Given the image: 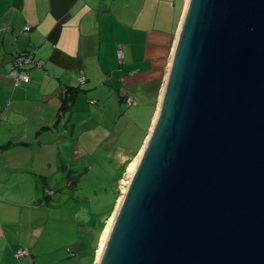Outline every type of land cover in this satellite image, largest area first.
<instances>
[{
    "label": "crops",
    "instance_id": "0c3cea01",
    "mask_svg": "<svg viewBox=\"0 0 264 264\" xmlns=\"http://www.w3.org/2000/svg\"><path fill=\"white\" fill-rule=\"evenodd\" d=\"M187 5L188 0H0V130L1 123L7 125L0 133V264H97L103 227L119 198L94 211L86 191L75 192L87 181L108 179L106 201L110 189L118 190L125 167L140 157ZM25 51L44 65L26 68L29 82L15 85L8 76L12 56ZM103 83L117 95L105 91L97 103ZM127 96L134 106L126 105ZM8 116L24 118L22 132V123ZM103 165L109 170L89 174ZM54 182L60 184L55 191ZM58 190L75 193L69 206L50 205ZM44 202L55 210L48 212ZM21 248L29 255L16 259Z\"/></svg>",
    "mask_w": 264,
    "mask_h": 264
},
{
    "label": "water",
    "instance_id": "95a60500",
    "mask_svg": "<svg viewBox=\"0 0 264 264\" xmlns=\"http://www.w3.org/2000/svg\"><path fill=\"white\" fill-rule=\"evenodd\" d=\"M123 197L97 264H264V0H188Z\"/></svg>",
    "mask_w": 264,
    "mask_h": 264
},
{
    "label": "rangeland",
    "instance_id": "374dc122",
    "mask_svg": "<svg viewBox=\"0 0 264 264\" xmlns=\"http://www.w3.org/2000/svg\"><path fill=\"white\" fill-rule=\"evenodd\" d=\"M107 80V79H106ZM113 91L116 94V90H114V88L112 86H110L109 84L107 83H103V88L100 90V92L97 93L96 97H95V102H99L100 99H103V92L105 91ZM91 106V105H89ZM96 105H93L92 107H95ZM94 116L98 117V118H101V115L100 114H97L96 112H94ZM8 121L9 122H21V126H20V129H21V132H22V129L24 127V118H21V117H10L8 116ZM7 130V125H6V122L4 121L3 123H1V130H0V133L1 132H5ZM22 134V133H21ZM26 140V138H24ZM24 156L25 154L24 153H18L17 154V158L20 162L24 161ZM135 160H138L139 161V158H136ZM134 160V161H135ZM133 161V162H134ZM133 162H131L130 164H132ZM130 164H128L122 175H121V179L118 180L119 181V188L117 191H115V196L117 195L118 198H120V196L123 194V191H126V188L128 187L129 185V181L131 180L133 174L131 175L129 172H128V167L130 166ZM108 171L109 170V167L106 166V165H103L102 168H94L92 171L89 172V174L93 173V172H98V171ZM60 174H55L54 176L56 178H58ZM103 178V177H102ZM41 184V182L39 183ZM110 184V182L108 181V179H99L98 182H94V180H90V181H87L81 185L78 186V190L75 192V193H79L80 191L82 190H85L86 191V197H87V204L91 203L94 211H100L102 210L106 204L107 205H110L113 200H114V195L113 196H110L108 194L107 198H106V201L105 199L102 197L103 193H104V190L105 188H107V186ZM117 185V182L115 183ZM59 183L58 182H54L51 187L53 188V190L55 191L58 187H59ZM117 185V187H118ZM41 189V188H40ZM116 188H112L110 189V193H114V190ZM31 192H34V191H31ZM70 192V193H68ZM74 192H71L70 190H66V191H56V193H54V196H53V200L50 201V205H55L56 207H58L60 204L62 206H69L71 203H72V198H73V195L75 194ZM103 198V202H100V199ZM119 201V200H118ZM45 209L48 211V212H53L55 210V207L54 208H48L49 206L44 202L43 203ZM118 205V204H117ZM117 208V207H116ZM43 215H46V213H42ZM112 216V215H111ZM106 226V224H105ZM105 226L103 227V230L105 228ZM67 241L66 240H61V243H66ZM63 264H67V262H64Z\"/></svg>",
    "mask_w": 264,
    "mask_h": 264
},
{
    "label": "built area",
    "instance_id": "2783aa9c",
    "mask_svg": "<svg viewBox=\"0 0 264 264\" xmlns=\"http://www.w3.org/2000/svg\"><path fill=\"white\" fill-rule=\"evenodd\" d=\"M29 31V26L24 27V32ZM116 55L119 61H122L124 57L123 49L122 47L118 48L116 51ZM37 64L38 66L42 65V61L35 62L33 60V51L24 52V54L20 53H14L12 56V63L11 67L8 71L9 78L14 82L15 85L21 84V83H28L29 82V76L24 73L22 70L23 67L31 64ZM80 83H84L85 79L84 77H81L79 79ZM126 103L128 105H135V102L133 98L128 97L126 99ZM26 254L24 250H18L15 253L16 257H20L22 255Z\"/></svg>",
    "mask_w": 264,
    "mask_h": 264
},
{
    "label": "bare ground",
    "instance_id": "6f19581e",
    "mask_svg": "<svg viewBox=\"0 0 264 264\" xmlns=\"http://www.w3.org/2000/svg\"><path fill=\"white\" fill-rule=\"evenodd\" d=\"M137 164H138V160H135V161H134L132 164H130V166L128 167V172H129L131 175L136 171V169H137ZM123 193L125 194L126 191H123ZM124 194H122V195L120 196L119 201H118L117 208H116L115 212L113 213L112 217H110V219L107 221L106 226H105V228H104V230H103L102 237H101V243H100V247H99V250H98V259H97L98 261H99V259L101 258V256H102L103 253H104V250H105V243H106L107 239L109 238L110 233H111V231H112V227H113V225H114V222H113L114 215H115V213L120 209V206H121V204H122V202H123V199H124V197H123Z\"/></svg>",
    "mask_w": 264,
    "mask_h": 264
},
{
    "label": "trees",
    "instance_id": "16d2710c",
    "mask_svg": "<svg viewBox=\"0 0 264 264\" xmlns=\"http://www.w3.org/2000/svg\"><path fill=\"white\" fill-rule=\"evenodd\" d=\"M25 52H28V51H25ZM18 53H20V54H24V52H18ZM33 60L35 61V62H37V61H42V60H40V59H36L35 57H34V53H33ZM43 62V61H42ZM11 63H12V60H11ZM43 65H44V63H42V65L41 66H38L36 63L35 64H31V65H27V66H25V67H23L22 68V70L23 71H26V68H28V67H38V68H42L43 67ZM25 73H27V72H25ZM28 75V74H27ZM29 76V75H28ZM85 79V78H84ZM73 95H74V92L72 93V94H70V99L72 98L73 99ZM128 97H130V96H127V97H125L124 99V102H126V99L128 98ZM132 98V97H131ZM134 100V99H133ZM135 102V101H134ZM94 101H90V104H93L94 105ZM65 104H63L62 103V105L61 106H64ZM126 105L127 106H134V105H128L127 103H126ZM65 107H66V105H65ZM48 194L50 195V194H52V192L51 191H48ZM110 196H113L114 195V200H115V193H108ZM113 200V204H114V201ZM112 204V203H111ZM113 207V206H112ZM21 250H24L25 252H26V254H24V255H22V256H20V257H16L15 255V258L16 259H20V258H22V257H25V256H28L29 255V253H28V250L27 249H25V248H21ZM18 250H16L15 252H14V254L17 252Z\"/></svg>",
    "mask_w": 264,
    "mask_h": 264
}]
</instances>
